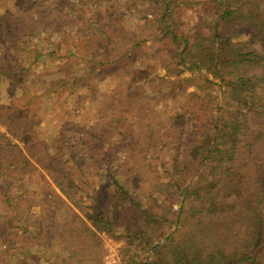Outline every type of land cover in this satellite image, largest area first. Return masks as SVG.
<instances>
[{"label": "trees", "instance_id": "16d2710c", "mask_svg": "<svg viewBox=\"0 0 264 264\" xmlns=\"http://www.w3.org/2000/svg\"><path fill=\"white\" fill-rule=\"evenodd\" d=\"M0 12V93L13 103L0 108V220L15 230L0 264H103L104 235L123 264H264V0H0ZM78 32L90 52L77 53ZM115 78L140 134L113 129L137 158L110 179L111 221L82 199L91 184L36 146L47 134L33 106L63 109ZM39 169L59 194L34 227L11 178Z\"/></svg>", "mask_w": 264, "mask_h": 264}, {"label": "rangeland", "instance_id": "374dc122", "mask_svg": "<svg viewBox=\"0 0 264 264\" xmlns=\"http://www.w3.org/2000/svg\"><path fill=\"white\" fill-rule=\"evenodd\" d=\"M47 8L44 7V10ZM50 8L54 9V6ZM1 15L0 12V17ZM195 15L190 6L179 12L178 22L184 31H190L195 27V22L197 24ZM247 33L249 34L248 30L243 29L242 32L238 31L237 37L246 39ZM81 38L79 34L75 42L77 53L90 52L89 46H83L81 44L83 42L79 41ZM20 59L24 62L31 60L29 56H21ZM117 87L118 80L115 78L106 83V86L98 87L94 93L81 91L70 98L63 109H59L47 100H41L39 105L33 106L41 110L37 113L38 117L33 126L35 129L43 128L47 134L39 138L36 146L40 144L48 146L50 160L63 166L81 188L88 181L94 190L85 192L82 199L90 202L92 195H95L111 221L118 220L120 208L110 179L125 175L129 166H132L137 158L135 153H131L133 151L126 149L124 137H118L113 129L115 125L121 126L133 139H138L140 134L134 116L130 113L126 114L125 109L122 108V112H119L124 102L123 98L116 99L112 95ZM1 89L0 108L5 112L13 106V103L6 90L7 86L2 84ZM131 113L134 114V112ZM118 144L121 146L117 147ZM11 182L14 195L22 199L21 208L26 210L29 218H32V225L37 227L39 217L46 213L54 202L57 203L56 197L59 194L57 187L42 169L30 175L16 173L12 176ZM6 212L0 205V213ZM11 231H15L13 225L0 220V250L7 248L4 239ZM102 239L105 249L103 264L112 254H115L114 257L123 264L122 244L105 235ZM36 254L40 255V251Z\"/></svg>", "mask_w": 264, "mask_h": 264}, {"label": "built area", "instance_id": "2783aa9c", "mask_svg": "<svg viewBox=\"0 0 264 264\" xmlns=\"http://www.w3.org/2000/svg\"><path fill=\"white\" fill-rule=\"evenodd\" d=\"M114 256H116V255L112 254L111 257L108 256L106 258L105 264H121L120 261L118 260V258H115Z\"/></svg>", "mask_w": 264, "mask_h": 264}]
</instances>
